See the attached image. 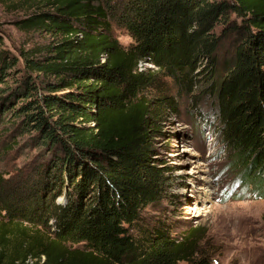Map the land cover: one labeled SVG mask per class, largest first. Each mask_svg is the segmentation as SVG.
Returning <instances> with one entry per match:
<instances>
[{
  "label": "trees",
  "instance_id": "16d2710c",
  "mask_svg": "<svg viewBox=\"0 0 264 264\" xmlns=\"http://www.w3.org/2000/svg\"><path fill=\"white\" fill-rule=\"evenodd\" d=\"M0 2L28 14L20 30L53 38L22 53L19 79L0 50V121L47 158L28 194L0 175V264H213L200 229L175 237L145 219L169 182L154 158L176 110L164 79L176 97L212 99L231 169L264 197V0ZM112 21L137 44L121 47Z\"/></svg>",
  "mask_w": 264,
  "mask_h": 264
},
{
  "label": "rangeland",
  "instance_id": "374dc122",
  "mask_svg": "<svg viewBox=\"0 0 264 264\" xmlns=\"http://www.w3.org/2000/svg\"><path fill=\"white\" fill-rule=\"evenodd\" d=\"M27 15L0 2V50L19 60L15 68L18 79L25 65L22 53L53 41L50 36L20 30L16 22ZM118 29L123 28L112 21L114 37ZM221 32L219 28L218 34ZM221 47L220 58L232 50L228 39ZM164 83L176 110L165 112L162 118V134L154 138V158L159 167L168 169L169 182L162 201L146 210V222L162 225L175 237L200 229V249L213 264H264V197L241 186V173L231 169L228 150L213 130L217 120L212 99L196 103L176 97L171 80L164 79ZM150 96L159 97L154 91ZM6 124L0 121V175L12 188L28 194L47 158Z\"/></svg>",
  "mask_w": 264,
  "mask_h": 264
},
{
  "label": "clouds",
  "instance_id": "9594fccd",
  "mask_svg": "<svg viewBox=\"0 0 264 264\" xmlns=\"http://www.w3.org/2000/svg\"><path fill=\"white\" fill-rule=\"evenodd\" d=\"M117 43L121 45L125 50H129L131 47L137 44L135 36L128 31V29H118L116 35ZM63 202V197L58 198L57 203ZM177 264H186L184 261H178Z\"/></svg>",
  "mask_w": 264,
  "mask_h": 264
},
{
  "label": "built area",
  "instance_id": "2783aa9c",
  "mask_svg": "<svg viewBox=\"0 0 264 264\" xmlns=\"http://www.w3.org/2000/svg\"><path fill=\"white\" fill-rule=\"evenodd\" d=\"M46 261V256L42 255L40 257H37V258H33V257H30L26 264H44Z\"/></svg>",
  "mask_w": 264,
  "mask_h": 264
}]
</instances>
